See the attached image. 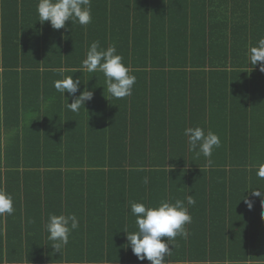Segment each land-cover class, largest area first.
Returning a JSON list of instances; mask_svg holds the SVG:
<instances>
[{
  "label": "crops",
  "instance_id": "obj_1",
  "mask_svg": "<svg viewBox=\"0 0 264 264\" xmlns=\"http://www.w3.org/2000/svg\"><path fill=\"white\" fill-rule=\"evenodd\" d=\"M206 3L203 5L202 0H199V7H166L170 9L168 11L170 17L163 19L161 14L157 24L172 27L174 23L180 29H184L185 26L189 28L192 25L203 27L205 32L199 33L198 36H204L203 39L214 42V49L218 51V57L221 56L216 60L226 61L227 66L215 69H165V73L152 68H129L132 75H135V71L145 70L143 76L136 77L132 88L142 90L135 94L133 100L130 99V95L116 99L115 106L124 107V99L127 105L137 107L139 101L144 98L143 89L152 88L153 95L150 103L153 107H160L158 105L160 100L169 103L182 102L185 109L191 110L192 114H197L198 120L205 119L206 123L207 115L197 113V106L198 102L208 99L207 87L213 86L215 90L212 93L214 96L212 100L217 108L233 113L234 108L239 107L237 114L233 116L237 119L238 127H243L244 123L243 131L252 133V136L255 135L253 155L262 156L261 162L211 167L202 166L199 163L176 165L173 167L170 181L172 186L176 187L175 189L186 193L187 196L188 181L192 179L194 172L199 176L203 171L215 169L216 176L214 175L213 182L216 184L215 193L220 198L221 211L205 214L200 207L196 206V202L188 208L192 222L187 225V230L201 239L210 225L209 228L214 232L212 243L215 244V251H220L221 247L227 244L224 248L226 250L235 252L245 250L248 256L251 252L258 255L264 253V205L260 198L252 197L250 192L245 191L257 188L264 191V179L257 176L258 168L264 166V73L259 71V64L254 68L249 65L247 53L250 46H255L260 38H264V0H208ZM125 10L140 11V7H91L92 13H96L92 15L91 23L82 26L79 23L66 21V27L62 29L70 28V33L76 29L77 34L80 35V28H97L105 25V22H100L101 19L97 18L100 14L106 15L107 12ZM151 10L157 11L156 7H152ZM5 26L10 30L5 33L4 38L10 43H21L26 47L27 51L23 52V57L43 60L44 52L41 47L34 46L35 41L39 40L41 45L43 40L54 48L49 52L50 57L58 59L60 56L65 60L75 58L72 49L64 47V42L60 44V38L55 39L58 34L53 37L50 35V30H53L50 23L39 22L37 6L33 7L29 4L28 7H8ZM91 38H94L93 33ZM184 38L185 33L181 32L180 39ZM115 39L116 37H109L108 41L113 42ZM188 43H191L189 38L185 45ZM203 43L205 44L204 40ZM188 49L190 53H186L187 56L195 53L191 47ZM176 52L175 59L182 58L184 61L191 58L188 56L184 59L185 54L180 49ZM228 53L227 57L224 56ZM7 58L13 59L14 55L8 54ZM240 63L244 65L241 67ZM74 70L54 68L47 70L49 73H46V69L42 66L30 69L12 68L6 71L0 69V75L3 76L0 77V81L4 94L2 97L4 100L0 101V154L7 158L13 157L8 158L7 164L0 165V187L12 195L14 208V212L8 215L10 230L7 231L4 228L2 233V244L7 251H13V253L33 251L36 252L33 257L35 259L38 258L37 252L41 247L49 246V249L53 251L52 241L48 240V233L44 227L49 214L77 216L79 227L70 234L69 252L77 251L81 245L85 246L82 242H86L87 232L90 238L97 237L94 240L96 246L93 245L91 248L111 251L114 245H108L105 240L100 245V237L120 234L121 230L123 233L126 230L131 232L136 228L135 217L130 213V202H137V183L131 180L132 178L140 180L141 174L136 172L124 174L127 170L125 166L124 169L115 168L117 171H123L114 174L111 178L108 173L102 172L111 170L109 166L89 167L81 164L87 161L86 158L79 160L83 154H88L83 157H104L111 154L108 145L112 129L109 117L103 111L95 110L87 117L81 115L80 110L77 113L66 107L64 97L54 87V81L69 75H72L75 80L77 74ZM174 70H180V72L172 73L171 71ZM100 74L97 73L95 76ZM98 79L105 90L101 94L94 93L92 99L84 103L85 109L105 108L108 105L107 98L110 94L107 91L105 78ZM43 92L50 94L41 100ZM63 95L68 103L72 102L73 97H68L67 92ZM75 95H79V91ZM129 101H133V105ZM171 104L173 105V102ZM242 107L248 108L249 117L240 115ZM115 113L116 111H113L112 116ZM52 115L54 118L47 121V118H51ZM114 118L120 121V114L113 116L112 120ZM174 119L186 121L185 112L182 117L177 115V118L174 114L167 122L175 123ZM227 120L219 117L215 120V124L221 125L227 123ZM88 127L91 128L90 136H88ZM94 127L97 128L95 132ZM88 138H91L92 143L89 144L88 140L82 147L84 140ZM49 146L55 148L54 157L63 154L69 157L67 159L69 162L66 159L65 162L57 160L51 167L52 165L42 158L44 150ZM244 148L245 145L238 147L232 154L244 155ZM19 155L27 157L24 163L21 161L19 163ZM60 162L63 163L58 165ZM221 169L226 171L224 176L221 175V171H218ZM134 170L142 171L143 167L135 166ZM131 183H134L135 190L133 198L129 197L131 191L128 190ZM175 196L172 195V202L185 199L186 203L185 197ZM245 199L251 201V209L248 208ZM1 218L6 221L5 215ZM208 219H212L211 224H208ZM123 221L124 224H122ZM228 235L233 237H227ZM39 256L38 261L44 259L45 262L35 264L54 263L52 260L48 262L44 253ZM26 263L12 262L11 264ZM55 263L58 264V262Z\"/></svg>",
  "mask_w": 264,
  "mask_h": 264
},
{
  "label": "trees",
  "instance_id": "obj_2",
  "mask_svg": "<svg viewBox=\"0 0 264 264\" xmlns=\"http://www.w3.org/2000/svg\"><path fill=\"white\" fill-rule=\"evenodd\" d=\"M207 1L208 0H202V4L206 5ZM38 2L39 0H0V69L6 71L12 68L30 69L42 66L46 71L54 68H71L77 70L81 66V61L86 57V52L90 43L96 40L100 42L103 48L115 44L117 52L123 57L124 64L130 69L152 68L162 70V73H165V69H215L217 67L227 66L225 63L226 61L216 60L219 54L218 51L214 49V42L203 39L204 36H198L199 33L205 32L203 27L192 25L189 28L185 26L184 29H180V27L175 26L174 23H172V27L157 24V20L160 18L161 14L163 19L170 17V13H168L170 9L166 7H199V0H91V7H140V11H112L107 12L106 15L102 13L103 16L100 14L97 18L101 19L100 22H105V25L97 28H80V35L77 34L76 29H74L72 33H70V28L59 29L60 32L55 29L50 30V35L52 37L58 34L55 39L58 40L60 38V44L64 42V47L73 50L75 53L74 59L65 60L60 58V56H58V59L50 57L49 52L54 50V48L50 47L43 40L41 45L38 42L39 40L34 43L35 47H41L44 52L43 60L23 57V52L27 51L26 47L21 43H18L21 45L10 43L4 38L5 33L10 30L5 26L7 9L8 7H28L29 4L36 7ZM152 7H156L157 11H152ZM93 14L96 13L93 12L92 15ZM116 25H120V27H116ZM181 32L185 33L184 39H180ZM92 33L94 34V38H91ZM61 35L64 36L62 37ZM109 37H116V39L113 42H109ZM188 38L191 43L185 45ZM189 46L195 53L193 55H188L191 58L185 59L188 57L186 53H190L188 49L190 48ZM178 49L185 54L184 61H182V58H180V60L174 58L177 56L176 51ZM209 53H211V55ZM221 53H223V51ZM8 54H13L14 58H7ZM228 55L229 53L224 54L226 57ZM219 57L221 58V56ZM243 65L244 63H240L241 67ZM171 72L177 74L180 70ZM46 73L49 72L47 71ZM143 73H145V70L134 72L135 77L143 76ZM213 73L215 72L213 71ZM76 74L75 79L79 78L82 82L80 90L87 89L92 91L93 94H101L105 90L100 85L102 83L98 79L104 78L102 73L99 76H95L97 73H87L84 71L76 72ZM0 77L3 76L0 75ZM141 90L142 89H132L130 99L133 100L136 96L135 94L141 92ZM143 90L144 98L139 101L137 107L127 105V101L123 99L125 103L124 107L117 108L115 105L116 99L118 98L110 95L107 98L108 105L105 108L95 107L91 109L90 107V109H80V114L87 117L95 110L103 111L108 115L112 129V135L110 136L108 145L111 154L105 155L104 157H83L84 155H88L83 154L79 157V160L86 158L87 161L81 164H86L89 167L109 166V168H112L111 170L102 172L104 174L108 173L111 178L114 177V174L123 171H117L115 168L124 169L125 166L127 170L124 171V174L140 173V180H134L133 178L131 180L137 183V202H142L146 205H155L161 200L172 202V195L186 198V193H181V191L179 192L175 189L176 187L172 186L170 176L172 175L171 173H173V167L187 164L197 165L198 163L202 166L207 165V158L202 155L196 157L193 152L189 151L187 137L184 135V129L187 127L200 126L204 128L205 131L211 130L219 136L221 144L219 148L213 151L211 159L214 163L212 166L245 165L247 163L257 164L261 162L262 156L257 157L253 155L255 149L253 148V140L256 139L255 135L253 134L252 136V133L249 134L243 131L245 126L244 123L243 127H238L236 122L237 119L233 116V114H237L239 107L236 106L233 113L225 109L221 111L217 108L215 102L212 100L214 98L212 93L215 90L213 86L207 87L208 99L198 102L197 106V113H203L205 116L207 115L208 121L206 123L205 119L203 121H201V119L198 120L197 114H192L191 110L185 109L182 102L171 101L173 102L172 105L171 102L160 100L161 102L158 101L160 107H153L150 103V99H152L153 95L152 88H144ZM48 94L50 93L43 92L41 100H44ZM3 96V88L1 87L0 81V101L4 100L2 99ZM132 102L133 101H129L130 104ZM175 107L181 109L179 110ZM113 111H116L113 116L120 114V121L117 118L112 120ZM184 112L186 121L181 122L182 119H176L178 121L174 119L175 123L167 122L174 114H176L177 118V115L182 117ZM240 115L249 117L248 108L242 107ZM219 117L225 120L228 119V122L222 123L221 125L215 124V120ZM52 118H54L53 115L51 118L48 117L47 121H51ZM43 121H45V119H43ZM52 126L50 127L54 129ZM95 126L97 127V125ZM46 128L50 130L49 127ZM96 129L97 128L94 127V132ZM82 130L83 133H85L83 128ZM90 135L91 128L88 127V136ZM90 139L91 138L84 140L82 147H84L88 140L89 144H91L92 141ZM244 145V155L232 154L238 147L241 148ZM54 153H56L54 146H49L48 149L44 150V156L42 157L52 165H50L51 167H53L57 160L65 162L64 160L66 159V161L69 162L67 160L69 157L63 154L54 157ZM8 158L13 157L8 156ZM8 158L0 154V165L4 163L7 164ZM26 159L27 157L25 155L18 156L19 163H24ZM63 162H60L58 165ZM135 166L143 167V170L135 171ZM214 170L215 169L202 170L203 172L200 173L199 176L194 172L192 179L188 181L189 189L187 195H193V198L197 202L196 206L200 207L205 214H214L221 211L220 198H218L219 196L215 193L216 184L213 182L216 176ZM218 171H221L220 173L222 176L226 174L224 169ZM111 181H113V179H111ZM145 181L147 182L145 183ZM128 190L131 191L129 192V197L133 198L135 194L134 183H131V185L129 184ZM222 200L223 199H221V201ZM224 203L228 204L227 202ZM5 217L6 221L2 220L0 216V264L4 262H7L6 264H11L12 262H27L26 264L45 262L44 259L38 261L40 259L39 255L42 253L47 256L46 259L48 262H51V260L54 262L52 264H57L55 262H58V264L62 262H66L65 264H150V261L146 259L140 261L136 258L131 248L127 247L126 235H124L122 230L120 234L100 237V245L103 244V240H105L108 245H114L111 251L103 250V248L100 250L91 248L93 245L96 246L94 240H96L97 237L90 238L87 232L85 234L86 242H82L85 246L81 245L75 252H69V245H67L65 248L61 249L60 253H55L50 250L49 246L41 247L37 252L38 258L36 259L33 258L36 253L33 251H18L17 253H13V251L5 250L2 244V233L4 228H6L7 231L10 230L8 215L5 214ZM207 222L211 224L212 219H208ZM122 224H124V221ZM185 227L187 229V225ZM209 227L210 225L207 227L205 236L201 239L200 237H195L192 231H189V236L186 238L177 236L175 240L172 241V245L169 246L172 250L171 254L166 257L168 264H264V253L255 255L254 252H251L248 256L245 250L235 252L230 249H224L227 244H225V247L222 246L220 251H215V244L212 243L214 232ZM227 237L233 236L228 235ZM118 243H120V245H115ZM249 261H251V263H249ZM255 261H257V263H255Z\"/></svg>",
  "mask_w": 264,
  "mask_h": 264
},
{
  "label": "clouds",
  "instance_id": "obj_3",
  "mask_svg": "<svg viewBox=\"0 0 264 264\" xmlns=\"http://www.w3.org/2000/svg\"><path fill=\"white\" fill-rule=\"evenodd\" d=\"M37 13L41 24L47 21L55 30L65 28L66 21L82 26L92 21L91 0H39ZM247 55L249 65L254 68L259 64V71L264 73V38H260L255 46H250ZM80 71L102 73L108 93L115 98L131 95L136 82L135 75L131 74L123 62L122 55L117 52L116 45L103 48L98 40L90 43L86 57L74 73ZM81 83L79 78L74 80L72 75L54 81L55 89L66 101V107L73 112H78L93 96L90 90H80ZM78 91L79 95H75ZM65 92L68 93V97H73L71 103H68L63 95ZM184 135L187 137L189 151L196 157L202 155L207 158V165L211 167L214 163L211 159L213 151L221 144L219 136L211 130L205 131L200 126L185 128ZM257 176L264 179V166L258 168ZM245 192H250L252 197L260 198L264 205V191L257 188ZM195 203L191 194L186 196V203L180 199L175 202L161 200L155 205L130 202V213L135 217L136 228L131 232L124 231L127 247L131 248L132 253L140 261L146 259L150 264H168L166 257L171 254L172 249L169 246L172 245V241L177 236L186 238L189 235L185 227L192 222L188 208ZM245 203L251 209V201L245 199ZM13 212L12 195L0 187V216L11 215ZM44 227L48 233V240L52 241L53 251L60 253L61 249L68 245L70 234L79 227V221L75 214H49Z\"/></svg>",
  "mask_w": 264,
  "mask_h": 264
}]
</instances>
